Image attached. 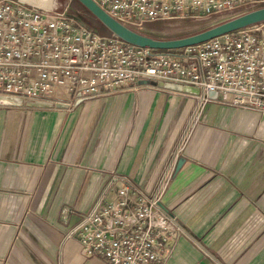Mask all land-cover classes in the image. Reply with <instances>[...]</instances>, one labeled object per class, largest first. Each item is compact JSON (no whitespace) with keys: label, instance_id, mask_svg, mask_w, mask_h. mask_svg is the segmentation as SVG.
I'll use <instances>...</instances> for the list:
<instances>
[{"label":"crops","instance_id":"1","mask_svg":"<svg viewBox=\"0 0 264 264\" xmlns=\"http://www.w3.org/2000/svg\"><path fill=\"white\" fill-rule=\"evenodd\" d=\"M116 89L69 111L0 105V264H108L68 229L111 177L151 191L168 169L161 207L183 230L163 264H264V113Z\"/></svg>","mask_w":264,"mask_h":264},{"label":"built area","instance_id":"2","mask_svg":"<svg viewBox=\"0 0 264 264\" xmlns=\"http://www.w3.org/2000/svg\"><path fill=\"white\" fill-rule=\"evenodd\" d=\"M136 31L146 23L201 19L264 0H94ZM73 10L74 13L68 12ZM168 81L214 100L264 113V21L176 49L139 47L82 21L54 0H0V105L72 110L84 99L137 81ZM172 169L146 191L111 177L68 231L82 251L108 264H163L183 228L161 207ZM112 197L108 198V194Z\"/></svg>","mask_w":264,"mask_h":264},{"label":"water","instance_id":"3","mask_svg":"<svg viewBox=\"0 0 264 264\" xmlns=\"http://www.w3.org/2000/svg\"><path fill=\"white\" fill-rule=\"evenodd\" d=\"M76 1H78L86 10H88L108 30L109 33L121 38L129 44L139 47H150L154 49H176L198 44L215 36L264 21V5H260L254 9L234 16L199 32L176 38L162 39L152 37L127 27L104 11L94 0ZM147 82H150L152 85L166 90L192 95L199 94V89L191 85H183L168 81ZM207 97L214 100L217 98V93L213 91L208 92ZM180 164L181 160L178 161V167Z\"/></svg>","mask_w":264,"mask_h":264},{"label":"rangeland","instance_id":"4","mask_svg":"<svg viewBox=\"0 0 264 264\" xmlns=\"http://www.w3.org/2000/svg\"><path fill=\"white\" fill-rule=\"evenodd\" d=\"M55 5L57 6L58 9L63 10L67 5H71L70 8H74V3L70 2V0H66V2H64L63 0H54ZM258 7L257 5L255 6H248V7H241V8H237L236 10L232 11V12H223L221 14L218 15H213L211 17L208 18H201V19H181V20H165V21H154V22H149L146 23L144 25L143 28L139 29L138 31L147 35H150L152 37L155 38H162V39H168V38H176V37H181V36H185V35H189L192 33H196L199 32L201 30H204L208 27H211L215 24H218L220 22H223L227 19H230L234 16H237L239 14H242L246 11H249L251 9H254ZM76 10V14L79 16V18L84 21L83 17L85 18H89L91 19L90 21H92L94 24H88V20H85L87 22H85L86 24L90 25L93 28L98 29V27H100V29H102L103 31L104 28L100 25V23L97 20H93L92 17L87 14V13H83L80 10L74 8ZM68 12L70 13H74L73 10L69 9ZM98 26V27H97ZM100 32V31H99ZM103 35H109L111 33H102ZM194 109L191 113L195 114H199L201 108L198 107V105H193Z\"/></svg>","mask_w":264,"mask_h":264},{"label":"trees","instance_id":"5","mask_svg":"<svg viewBox=\"0 0 264 264\" xmlns=\"http://www.w3.org/2000/svg\"><path fill=\"white\" fill-rule=\"evenodd\" d=\"M64 2H66V0H63ZM70 2H72V3H74L75 2V4H74V8H76V9H78V10H80L81 12H83V13H87V14H89L91 17H92V19L93 20H97L88 10H86L78 1H76V0H70ZM71 6V5H70ZM72 8V7H71ZM74 8H72V9H74ZM75 10V9H74ZM83 19H84V21L85 20H88V24L90 23V24H94L92 21H90L91 19H89V18H85V17H83ZM98 21V20H97ZM85 22H87V21H85ZM99 22V21H98ZM100 23V22H99ZM100 25L104 28V30L105 31H103L102 29H100V27H98V30L100 31V32H102V33H104V32H106V33H108V30L100 23Z\"/></svg>","mask_w":264,"mask_h":264}]
</instances>
